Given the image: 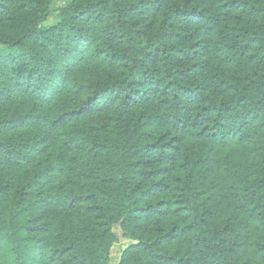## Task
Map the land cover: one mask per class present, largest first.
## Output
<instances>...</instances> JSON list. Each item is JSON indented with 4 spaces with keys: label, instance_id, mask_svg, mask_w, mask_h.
<instances>
[{
    "label": "trees",
    "instance_id": "16d2710c",
    "mask_svg": "<svg viewBox=\"0 0 264 264\" xmlns=\"http://www.w3.org/2000/svg\"><path fill=\"white\" fill-rule=\"evenodd\" d=\"M115 226L116 264H264V0H0V264Z\"/></svg>",
    "mask_w": 264,
    "mask_h": 264
},
{
    "label": "rangeland",
    "instance_id": "374dc122",
    "mask_svg": "<svg viewBox=\"0 0 264 264\" xmlns=\"http://www.w3.org/2000/svg\"><path fill=\"white\" fill-rule=\"evenodd\" d=\"M62 1H59L56 3L57 6L61 5ZM114 232L118 234L119 238L116 243H114L113 248H112V255H111V263L116 264L120 258L122 250L127 246L128 242L126 239L122 238L121 231L118 226H115L113 228Z\"/></svg>",
    "mask_w": 264,
    "mask_h": 264
}]
</instances>
